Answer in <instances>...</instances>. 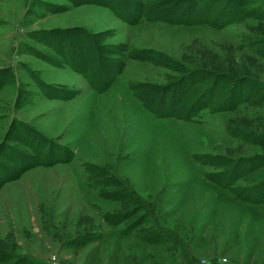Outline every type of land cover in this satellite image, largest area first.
<instances>
[{
    "label": "rangeland",
    "instance_id": "1",
    "mask_svg": "<svg viewBox=\"0 0 264 264\" xmlns=\"http://www.w3.org/2000/svg\"><path fill=\"white\" fill-rule=\"evenodd\" d=\"M188 1L0 0V170L33 153L32 126L74 153L2 184L0 264H264V200L206 176L264 188V0H196L238 14L221 26L142 14ZM85 33L93 63L70 56ZM71 65L122 68L97 90ZM141 83L173 86L166 103L181 90L180 107L211 98L192 119L156 116Z\"/></svg>",
    "mask_w": 264,
    "mask_h": 264
},
{
    "label": "trees",
    "instance_id": "2",
    "mask_svg": "<svg viewBox=\"0 0 264 264\" xmlns=\"http://www.w3.org/2000/svg\"><path fill=\"white\" fill-rule=\"evenodd\" d=\"M78 3L83 2H93V3H99L106 5L113 9L115 12V6L114 3L111 2V0H75ZM171 12L168 11L166 8H160L157 9L159 12L162 11H168L164 16L162 15H153L150 12L151 7L148 5L146 6V10L142 12V14H145L147 18L152 17L157 19H162L165 21L173 22V23H208L212 26H221L224 23H228L229 21L233 20L234 17H236L237 13H230L226 12V10L223 7H219L218 10L215 11L213 15H211L210 5H206V9H199L198 6H196V0H189L184 6H171ZM182 9V11L180 10ZM180 10V11H178ZM243 14V13H242ZM75 48L73 50V53H69L66 49L64 50V53L68 52V55L73 56L75 58H86L89 54V51H91L92 55L90 57H87L89 60V63H93L95 55L100 54V49L98 46H95L93 39H91V35L89 33L83 34V36L78 40L75 41ZM71 45H73L71 43ZM73 47V46H71ZM71 52V51H70ZM67 59H69L67 57ZM91 60V62H90ZM73 66V65H71ZM121 66V67H120ZM73 68L77 69L82 75L86 78L88 83L91 87L97 90L104 89L108 87L112 80L114 79L115 73H118L121 71L122 65L116 66L113 70H110L109 72H106V68L103 65L102 67H99L95 70V74L97 75L96 79H92L87 75L88 66L85 70H80L79 68H76V66H73ZM112 71V72H111ZM202 71L201 70H193L190 72L189 78L186 76V79L192 80L194 82L199 81V78H196L197 75H199ZM205 72V71H203ZM207 73V72H205ZM212 74V73H211ZM4 74L0 71V78ZM201 76V75H199ZM147 86H150L151 89L146 90V83L139 84L138 86L132 87L133 92L139 99L141 100L142 104L146 106L154 115L156 116H174L179 119H192L196 113H198V110L200 108L207 106L208 102L211 98L210 92H208V89L199 91L195 94H192V97L190 98L189 102L185 106H179L178 103L181 100V90L176 91L175 93H172V98L170 97V101L168 103L164 102V99L166 98L167 94L173 92L172 88L173 86L169 85H159V84H147ZM71 94H69L67 97H70ZM241 100V98L238 96L237 98H234L230 104H224V108H228L229 106L233 105L237 101ZM157 101V103H155ZM159 101V102H158ZM221 109V108H218ZM31 131V136L28 135L27 138L31 139L30 146L33 149V153H18L16 156H12L11 159L14 162V164L9 167H3L0 170V187L2 184L10 179H14L18 177L22 171L35 166V165H52L56 162H64L68 161L73 158L74 153L72 149L63 143H60L58 141L49 139L47 136H45L43 133H41L38 129L35 127L29 128ZM45 148V150H44ZM215 154H203V160L205 162H208L209 164H216V160L214 159ZM206 176L212 180L214 183L223 186L228 187L232 193V195L236 198L240 199H246L253 202L263 201L264 200V188L261 187V191L259 193V196L257 198H251L254 189L252 188V185L248 186H233L231 185L233 180L238 177L239 175H232L231 177H228V179L222 180L217 177V174L214 172L207 173ZM113 184H119V182H114ZM264 184V183H263ZM112 196V195H110ZM256 197V196H255ZM115 216L113 215H104L105 219L111 223H117V217H113L115 219H112L111 217ZM121 219H124V214L121 215Z\"/></svg>",
    "mask_w": 264,
    "mask_h": 264
}]
</instances>
